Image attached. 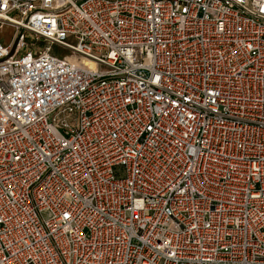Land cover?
Segmentation results:
<instances>
[{
  "label": "built area",
  "instance_id": "2783aa9c",
  "mask_svg": "<svg viewBox=\"0 0 264 264\" xmlns=\"http://www.w3.org/2000/svg\"><path fill=\"white\" fill-rule=\"evenodd\" d=\"M0 264H264V0H0Z\"/></svg>",
  "mask_w": 264,
  "mask_h": 264
},
{
  "label": "rangeland",
  "instance_id": "374dc122",
  "mask_svg": "<svg viewBox=\"0 0 264 264\" xmlns=\"http://www.w3.org/2000/svg\"><path fill=\"white\" fill-rule=\"evenodd\" d=\"M11 34H12V29L10 28V27H5L4 29H3V36H4V41L5 42H7L8 40H9V38H10V36H11Z\"/></svg>",
  "mask_w": 264,
  "mask_h": 264
},
{
  "label": "bare ground",
  "instance_id": "6f19581e",
  "mask_svg": "<svg viewBox=\"0 0 264 264\" xmlns=\"http://www.w3.org/2000/svg\"><path fill=\"white\" fill-rule=\"evenodd\" d=\"M88 66H93V64L91 62H87Z\"/></svg>",
  "mask_w": 264,
  "mask_h": 264
}]
</instances>
